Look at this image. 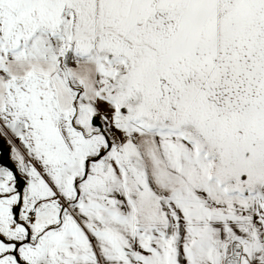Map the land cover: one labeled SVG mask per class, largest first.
<instances>
[{"label": "snow or ice", "instance_id": "snow-or-ice-1", "mask_svg": "<svg viewBox=\"0 0 264 264\" xmlns=\"http://www.w3.org/2000/svg\"><path fill=\"white\" fill-rule=\"evenodd\" d=\"M0 264H264V0H0Z\"/></svg>", "mask_w": 264, "mask_h": 264}]
</instances>
